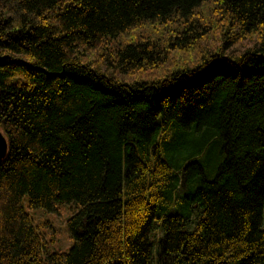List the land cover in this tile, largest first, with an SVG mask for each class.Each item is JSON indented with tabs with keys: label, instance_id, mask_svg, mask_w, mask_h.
<instances>
[{
	"label": "trees",
	"instance_id": "obj_1",
	"mask_svg": "<svg viewBox=\"0 0 264 264\" xmlns=\"http://www.w3.org/2000/svg\"><path fill=\"white\" fill-rule=\"evenodd\" d=\"M172 16L169 47L109 52ZM0 129L1 264H264V0H0ZM25 197L76 205L69 252Z\"/></svg>",
	"mask_w": 264,
	"mask_h": 264
},
{
	"label": "rangeland",
	"instance_id": "obj_2",
	"mask_svg": "<svg viewBox=\"0 0 264 264\" xmlns=\"http://www.w3.org/2000/svg\"><path fill=\"white\" fill-rule=\"evenodd\" d=\"M212 8L213 6L211 2H204L200 7L196 8L195 16L190 17L189 21H195V26L201 27L215 25L217 18L216 14L213 13ZM185 26V20L175 16H172L165 21L161 18L145 20L141 23L138 29L130 32L129 36H122L108 40L107 46L109 52H115L117 49L125 47L128 43L145 39L157 43L160 48H167L172 42V37L175 31L183 30ZM215 38H219V36H215L213 40L214 42L210 44L214 48H218L221 45V42ZM191 55L192 53L188 51H182L179 54H176L170 63L172 64L177 61L180 62L189 59ZM135 80L134 77L128 76L123 79V81L129 83ZM0 132L4 134L1 129ZM23 207L30 215L33 221V226L45 241V252L49 254L59 252L67 253L71 250L74 245V240L68 229L67 223L73 212L76 211L77 207L75 204L58 205L56 211L49 212L43 208H30L28 205V198L25 197L23 200ZM196 211L193 226H195L200 220V214L202 211L201 207H198Z\"/></svg>",
	"mask_w": 264,
	"mask_h": 264
},
{
	"label": "water",
	"instance_id": "obj_3",
	"mask_svg": "<svg viewBox=\"0 0 264 264\" xmlns=\"http://www.w3.org/2000/svg\"><path fill=\"white\" fill-rule=\"evenodd\" d=\"M9 150L8 140L5 135L0 132V159L6 158ZM0 264H1V256H0Z\"/></svg>",
	"mask_w": 264,
	"mask_h": 264
}]
</instances>
